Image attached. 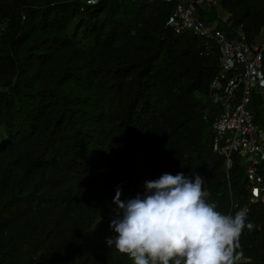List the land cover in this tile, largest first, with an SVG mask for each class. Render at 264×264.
I'll use <instances>...</instances> for the list:
<instances>
[{
  "label": "trees",
  "instance_id": "obj_1",
  "mask_svg": "<svg viewBox=\"0 0 264 264\" xmlns=\"http://www.w3.org/2000/svg\"><path fill=\"white\" fill-rule=\"evenodd\" d=\"M174 6L0 0V264H130L106 243L117 187L125 200L146 180L196 171L207 201L255 225L240 264H264V200L252 201L242 154L228 169L214 150L220 47L167 26ZM199 13L250 42L264 35V0ZM249 109L264 127L263 97Z\"/></svg>",
  "mask_w": 264,
  "mask_h": 264
},
{
  "label": "clouds",
  "instance_id": "obj_2",
  "mask_svg": "<svg viewBox=\"0 0 264 264\" xmlns=\"http://www.w3.org/2000/svg\"><path fill=\"white\" fill-rule=\"evenodd\" d=\"M203 184L199 174L164 173L146 180L142 194L125 200L118 186L109 225L115 235L106 237L108 247L126 254L132 264H240L241 236L255 225L246 223L244 211H218L215 202L207 201ZM246 264H252L251 257Z\"/></svg>",
  "mask_w": 264,
  "mask_h": 264
},
{
  "label": "built area",
  "instance_id": "obj_3",
  "mask_svg": "<svg viewBox=\"0 0 264 264\" xmlns=\"http://www.w3.org/2000/svg\"><path fill=\"white\" fill-rule=\"evenodd\" d=\"M163 1L175 3L167 26L176 33L192 31L210 37L219 45L221 70L211 83V100L217 106L212 124L214 150L226 156L228 169L232 166L233 152L245 155L252 201L264 200V174L261 172L264 170V127L249 109L255 94L264 100V35L250 42L242 29L229 34L217 28V19L209 24L199 10L217 6L220 0Z\"/></svg>",
  "mask_w": 264,
  "mask_h": 264
},
{
  "label": "rangeland",
  "instance_id": "obj_4",
  "mask_svg": "<svg viewBox=\"0 0 264 264\" xmlns=\"http://www.w3.org/2000/svg\"><path fill=\"white\" fill-rule=\"evenodd\" d=\"M223 18H225L226 19V17H223ZM212 25V24H211ZM259 123V122H258ZM260 124V123H259ZM140 152H138L137 153V158H136V165H137V167H138V169H139V171L142 173L143 172V170H144V165H143V163H142V159H141V156H140ZM242 156H243V158H244V160L246 161L247 160V157H245V155H243L242 154ZM196 174H199V175H201L202 177H203V174L201 173V172H193L192 173V175H191V177H193L194 178V176L196 175ZM204 179V178H203ZM203 190L205 191V193L207 194V191L205 190V187H204V184H203ZM130 264H132V263H130Z\"/></svg>",
  "mask_w": 264,
  "mask_h": 264
}]
</instances>
